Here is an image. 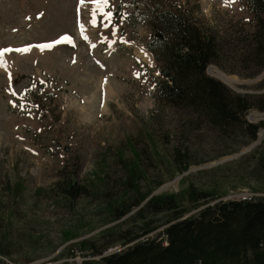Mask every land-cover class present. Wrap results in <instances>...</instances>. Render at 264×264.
<instances>
[{
  "label": "rangeland",
  "instance_id": "obj_1",
  "mask_svg": "<svg viewBox=\"0 0 264 264\" xmlns=\"http://www.w3.org/2000/svg\"><path fill=\"white\" fill-rule=\"evenodd\" d=\"M153 1L105 0L101 9L97 0H0V264L99 263L125 250L116 234L135 228L111 207L123 200L127 163L143 171L139 195L178 196L184 218L217 201H264L247 163L235 164L260 146L264 126L244 146L245 137L221 138L155 100L160 77L144 46ZM159 1L191 14L216 39L220 59L209 76L217 70L236 94L264 92L255 88L264 70L246 78L239 62L254 31L242 0ZM245 119L264 123V112ZM175 147L188 150L192 165L184 173L172 163ZM70 179L85 189L72 203L58 190ZM189 185L215 199L190 203ZM165 221L146 237H158ZM87 242L107 248L93 256Z\"/></svg>",
  "mask_w": 264,
  "mask_h": 264
},
{
  "label": "trees",
  "instance_id": "obj_2",
  "mask_svg": "<svg viewBox=\"0 0 264 264\" xmlns=\"http://www.w3.org/2000/svg\"><path fill=\"white\" fill-rule=\"evenodd\" d=\"M242 1L252 15L254 31L239 62L246 71L244 76L253 78L264 70V0ZM152 4L147 8L145 5L151 31L145 47L160 75L156 101L186 111L187 119H201L221 138L238 134L246 138L244 146L256 142L264 123L255 125L245 117L250 111L264 112V92L236 94L207 76V67L219 64L216 39L203 32L191 14L166 9L159 0ZM255 88L264 89V78ZM181 150L175 147L171 160L178 172L184 173L192 164L188 161V150ZM244 163L249 176L264 186V137L249 157L235 162ZM125 168L126 198L112 205L111 214L117 220L128 217L124 225L135 228V232L126 229L116 234L118 241L129 246L119 253L102 256L99 263L81 264H264L263 200L217 201L207 204L197 215L184 218L185 210L178 196L139 195L136 177L143 171L134 162L127 163ZM160 185L158 182L154 187ZM58 190L71 203L85 193L72 179L58 186ZM208 192L209 189L189 185L188 199L192 204L213 201L215 198ZM133 209L136 211L130 214ZM161 216L166 218L164 229L156 238L146 237L159 228L157 222ZM105 234L107 238L114 236L110 232ZM83 245L93 251V256H101L107 248L97 251L89 242Z\"/></svg>",
  "mask_w": 264,
  "mask_h": 264
},
{
  "label": "snow or ice",
  "instance_id": "obj_3",
  "mask_svg": "<svg viewBox=\"0 0 264 264\" xmlns=\"http://www.w3.org/2000/svg\"><path fill=\"white\" fill-rule=\"evenodd\" d=\"M97 2H98V4H100L101 5V9H102V6H103V3L105 2V0H97ZM111 16L109 15L108 16V19L109 20H111ZM63 40L64 41H67L68 40V37H64L63 38ZM61 41H57V43H60ZM43 47H51V45H45V46H43ZM5 51H11L10 49L9 50H5ZM16 51H19V52H27L28 50L27 49H18V50H16ZM3 55V53L2 52H0V56H2Z\"/></svg>",
  "mask_w": 264,
  "mask_h": 264
}]
</instances>
